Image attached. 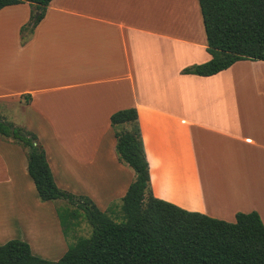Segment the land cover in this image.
<instances>
[{
	"label": "crops",
	"instance_id": "1",
	"mask_svg": "<svg viewBox=\"0 0 264 264\" xmlns=\"http://www.w3.org/2000/svg\"><path fill=\"white\" fill-rule=\"evenodd\" d=\"M30 10H0V104L15 106L0 120L36 136L59 189L120 204L134 173L110 117L134 108L153 197L229 223L255 211L264 226V62L183 74L211 59L198 0H52L22 44ZM60 204L39 201L25 150L0 136V246L60 259Z\"/></svg>",
	"mask_w": 264,
	"mask_h": 264
},
{
	"label": "trees",
	"instance_id": "2",
	"mask_svg": "<svg viewBox=\"0 0 264 264\" xmlns=\"http://www.w3.org/2000/svg\"><path fill=\"white\" fill-rule=\"evenodd\" d=\"M51 1L0 0V10L30 5L29 20L20 28L22 44ZM198 4L211 59L183 69V74L207 77L237 61L264 62V0H198ZM110 125L117 158L133 171L134 180L120 204L102 212L89 198L56 186L34 134L0 120V136L25 150L39 201L66 203L55 209L65 239L82 214L91 227L90 235L68 244L57 261L36 257L26 242L13 239L0 246V264H264V226L255 211L237 213L229 223L153 197L136 110L113 113Z\"/></svg>",
	"mask_w": 264,
	"mask_h": 264
},
{
	"label": "rangeland",
	"instance_id": "3",
	"mask_svg": "<svg viewBox=\"0 0 264 264\" xmlns=\"http://www.w3.org/2000/svg\"><path fill=\"white\" fill-rule=\"evenodd\" d=\"M15 106H11V105H1L0 104V112H3L4 110H8V108H14ZM61 205H66V203L64 201L61 202ZM119 205V204H118ZM116 204L112 205L113 207L114 206H118ZM114 209H117V208H114ZM63 233V232H62ZM91 233V227L90 225L87 223L84 215L82 214V216L80 217V220L78 221L77 225L74 227V229L72 231H69L68 232V236H67V245L70 244V243H73L77 238H80V237H88ZM51 234V233H50ZM52 235H53V232H52ZM63 235V234H62ZM45 236V234H44ZM40 237H43L41 236V233H34L33 236H32V243H33V247H34V250L37 251L36 253H41V254H45L49 251V246L48 247H39L40 246V242L38 241V239H40ZM63 238H64V235H63ZM42 240V238H41ZM42 243V242H41ZM52 243V241H51ZM53 244H57L56 242L53 243ZM46 260V259H45ZM47 261H57V260H47Z\"/></svg>",
	"mask_w": 264,
	"mask_h": 264
}]
</instances>
